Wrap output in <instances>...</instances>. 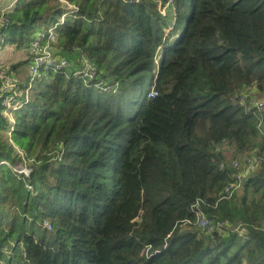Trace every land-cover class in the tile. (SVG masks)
Wrapping results in <instances>:
<instances>
[{"label": "trees", "instance_id": "trees-1", "mask_svg": "<svg viewBox=\"0 0 264 264\" xmlns=\"http://www.w3.org/2000/svg\"><path fill=\"white\" fill-rule=\"evenodd\" d=\"M63 1L70 66L12 123L0 92V264H264V111L238 103L264 98V0ZM64 2L12 0L0 45Z\"/></svg>", "mask_w": 264, "mask_h": 264}, {"label": "built area", "instance_id": "built-area-1", "mask_svg": "<svg viewBox=\"0 0 264 264\" xmlns=\"http://www.w3.org/2000/svg\"><path fill=\"white\" fill-rule=\"evenodd\" d=\"M61 1L64 2L63 0ZM64 10L65 13L57 24L54 23L47 29L45 28L44 30L38 31L32 39L30 50L33 59L30 64L31 68L29 71V79L27 80L23 91L19 89V82L16 80L14 75L11 74V72L8 73V67L0 66V92L2 96V106L4 108L3 114L8 118L10 123H12L11 113L27 104L28 92L33 82L36 78H38V73H41V71L44 70L60 72L70 66L69 62L65 58L54 55L50 49L51 45L55 43L57 38V26L63 22L65 17L70 16L76 11L75 8L68 5L66 2H64ZM82 72L85 73V75H93V69L89 66H85ZM253 106H257L259 111H264L263 101L259 102L258 105L257 103H253ZM237 179L242 180L240 177H237ZM199 225L200 227H204L206 225L204 218L199 219ZM44 227L47 230H50V226L47 223L44 224ZM222 228H224V226L221 227V230Z\"/></svg>", "mask_w": 264, "mask_h": 264}, {"label": "crops", "instance_id": "crops-1", "mask_svg": "<svg viewBox=\"0 0 264 264\" xmlns=\"http://www.w3.org/2000/svg\"><path fill=\"white\" fill-rule=\"evenodd\" d=\"M12 0H0V10H2V8L8 4L11 3ZM28 47H23V48H17L13 45H4L1 46L0 45V66H8L10 65L12 62L7 63L8 61H14L16 58H21V55H24V59H22L23 62H19L17 64L14 65H10V67H13V72H11V74L14 75V77L16 78V80L19 82L20 87L21 86H25L27 80L29 79V74H28V70L27 68L30 67V60H29V53H30V49ZM20 63L26 64L25 65V69L27 70L25 73V76L21 73V71L17 72L18 68H23V66H20ZM23 72V71H22Z\"/></svg>", "mask_w": 264, "mask_h": 264}, {"label": "rangeland", "instance_id": "rangeland-1", "mask_svg": "<svg viewBox=\"0 0 264 264\" xmlns=\"http://www.w3.org/2000/svg\"><path fill=\"white\" fill-rule=\"evenodd\" d=\"M162 13H163V10H162ZM1 46H4V45H1ZM29 55H31V51H30ZM22 59H24V55L23 56L21 55V58H16L14 61H8L7 63L12 62L10 65H14V64H17L19 62H23ZM31 59H33V56L31 57ZM10 65H8L7 67H8V69H9L10 72H13L12 71L13 68H9ZM25 65L26 64H23L22 65V63H20V66H23V68H18L17 69V72L21 71V73L24 76H25V73H26L27 70H28V74H29V71H30V68H31V66H30L26 70L25 69L26 68ZM252 89L253 88L247 89V91H244V94H242V95H240L238 97V103L240 105L248 104V105H250V107H255L257 109V106H253V103L254 104L257 103V105H258L259 102L264 101V98L258 96V94H256L255 91H252ZM246 101H248V102H246ZM8 132H11V131L9 130ZM247 163H253V161L251 159H247ZM13 170L14 171L17 170V171H15L17 173H23V174L26 173V175H27L28 174V171H29V168L26 166V162H22L21 164L15 165L13 167Z\"/></svg>", "mask_w": 264, "mask_h": 264}]
</instances>
